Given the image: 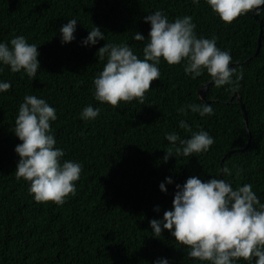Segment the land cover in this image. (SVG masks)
Instances as JSON below:
<instances>
[{
    "label": "trees",
    "instance_id": "16d2710c",
    "mask_svg": "<svg viewBox=\"0 0 264 264\" xmlns=\"http://www.w3.org/2000/svg\"><path fill=\"white\" fill-rule=\"evenodd\" d=\"M157 9L170 20L192 16L197 35L215 36L217 46L230 51V66L243 68L235 92L247 111L248 147L242 106L236 98L229 101L235 92L211 82L209 102L198 96L201 85L212 80L207 72L193 80L182 65L162 59L161 76L152 82L143 104L121 102L114 108L95 100L93 80L106 63L98 59V49L105 43H127L142 59L146 41L133 36H148L151 25L144 17ZM73 18L78 20L76 39L62 44L59 29ZM94 26L105 40L84 46ZM19 35L39 47L41 69L34 80L12 73L9 66L0 72V80L11 83L0 93V264H154L159 258L170 264H205L189 257L187 246L168 230L153 236L149 222L172 208L175 185L191 176L206 181L222 174L233 187L251 184L264 203V15L249 13L229 24L205 0L199 5L192 0H0V42L10 43ZM26 94L56 109V147L64 149V159L83 164L76 195L64 205L35 201L29 183L16 178L15 147L22 141L14 133L15 119ZM199 103L210 104L214 115L177 111ZM88 105L101 109L95 120L81 118ZM181 120L192 132L207 131L215 143L206 153H174L165 163L170 147L166 133L191 137L179 127ZM224 166L231 176L219 172ZM237 169H242L239 175ZM166 177L174 183L167 184ZM162 182L167 192L160 190ZM157 206L160 212L154 210Z\"/></svg>",
    "mask_w": 264,
    "mask_h": 264
},
{
    "label": "clouds",
    "instance_id": "9594fccd",
    "mask_svg": "<svg viewBox=\"0 0 264 264\" xmlns=\"http://www.w3.org/2000/svg\"><path fill=\"white\" fill-rule=\"evenodd\" d=\"M222 21L232 23L240 16L253 13L264 15V0H205ZM199 5L200 0H192ZM150 23L148 36L136 32L133 39L146 41L143 58H139L127 43H105L98 49V59L105 61L102 71L94 80V98L118 108L121 102L137 101L143 104L152 82L161 76L163 59L169 65H182L185 74L195 80L207 72L217 88L228 86L235 92L244 78L243 68L233 65L230 51L217 46V38L198 36L193 17L184 15L170 20L160 9L144 17ZM77 19L68 20L60 29L61 43L76 39ZM105 35L94 26L82 41L84 46H95ZM35 43H29L23 35L9 42H0V72L9 66L12 73L26 74L36 79L41 63L40 52ZM96 53V55H97ZM11 83L0 80V93L7 92ZM199 113L201 117L214 115L210 104H187L177 109ZM101 109L88 105L80 115L86 121L95 120ZM58 119L56 109L45 99L26 94L19 105L14 133L22 143L15 147L19 156L16 178L29 183V193L37 202H54L64 205L76 195L83 164L66 160L65 151L56 147L57 141L52 122ZM181 129L191 132L190 138H181L177 132H168L165 139L170 147L165 150L163 162L179 154L193 156L206 153L215 143L207 131L192 132L185 121L179 122ZM242 169H237L239 175ZM231 176L228 166L219 169ZM173 184L172 177H166ZM160 190L167 192L164 182ZM172 208L164 211L160 219L150 220L154 237L165 230L182 246H187V255L205 264H238L243 259L247 264H264V203L261 202L251 184L233 187L232 181L212 177L202 181L189 177L183 185L176 184ZM160 212L159 206L154 209ZM154 264H170L168 258H159Z\"/></svg>",
    "mask_w": 264,
    "mask_h": 264
},
{
    "label": "water",
    "instance_id": "95a60500",
    "mask_svg": "<svg viewBox=\"0 0 264 264\" xmlns=\"http://www.w3.org/2000/svg\"><path fill=\"white\" fill-rule=\"evenodd\" d=\"M255 17L258 18L257 15H255ZM262 26H263V25H261V27H262ZM261 31H263V30H261ZM261 41H262V33H261L260 36H259V45H258V47H257L256 54H258L259 51H260V48H261ZM211 82H212V80H211L210 82L206 83V84L201 85V87L198 89V96H199L200 99H201L202 101H204V102H209V101L207 100V98H206V93H207V90H208L209 85H210ZM235 98L237 99V101H238V102L241 104V106H242V111H243V114H244V121H245L246 126H247V129H248V118H247L246 107H245V105L242 103V99L239 97V93H238V92H235V93L232 95V97L230 98L229 101H233ZM248 135H249V142H248V144H247V147L250 145V141H251V133H250L249 129H248ZM242 150H243V149H242ZM231 152H233V151H230L229 154H230ZM221 177L223 178V175H222V174H221Z\"/></svg>",
    "mask_w": 264,
    "mask_h": 264
}]
</instances>
